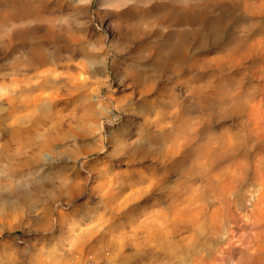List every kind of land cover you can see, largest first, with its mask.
Returning <instances> with one entry per match:
<instances>
[{
  "label": "rangeland",
  "instance_id": "374dc122",
  "mask_svg": "<svg viewBox=\"0 0 264 264\" xmlns=\"http://www.w3.org/2000/svg\"><path fill=\"white\" fill-rule=\"evenodd\" d=\"M198 1L0 0V152H8L0 164V264H187L207 251L213 240L204 234L178 241L170 254L146 227L160 224V212L199 183L185 181L180 168L165 173L141 141L203 119L208 129L200 132L243 133L247 116L228 115L240 98L259 102L264 117V32L256 30L264 28V11H243L233 0L225 21L223 0ZM190 8L198 11L193 22L184 18ZM211 18L212 29L225 28L223 40L236 34L263 42L235 59L205 30ZM209 79L214 88H196ZM28 80L36 95L30 105ZM200 98L211 100L209 114ZM28 112L34 180L25 175L22 184L7 163ZM61 185L62 199L51 201Z\"/></svg>",
  "mask_w": 264,
  "mask_h": 264
},
{
  "label": "bare ground",
  "instance_id": "6f19581e",
  "mask_svg": "<svg viewBox=\"0 0 264 264\" xmlns=\"http://www.w3.org/2000/svg\"><path fill=\"white\" fill-rule=\"evenodd\" d=\"M231 1L233 0L219 1L224 5V12L226 14L225 21L230 20ZM235 1L239 2L238 7L241 5L243 11L255 13L256 15L257 13L262 14L264 11V0ZM198 2L197 0V3ZM210 2L213 3L214 1ZM212 3L211 5H213ZM187 5L190 6V4ZM195 6L197 5L195 4ZM216 10L214 9V11ZM199 11H201V9ZM211 12L212 11H210V13ZM197 15L198 11L190 8L184 18L188 17L191 21H194V19H197ZM258 15L261 16L260 14ZM253 16L251 18H253ZM211 20L212 18L209 22H203L205 30L208 29L214 43H220L221 46L225 44V47L222 48L232 52V56L235 59L257 52L258 45L262 40H254L250 43H245L244 38L237 37L236 34L234 35L232 33L228 39L223 40V36L221 35L225 28L212 29L210 26V23H212ZM256 23L254 22L253 24ZM223 25L225 24L223 23ZM262 27L261 25V27H257L256 29L260 31V34L264 32V28ZM248 32L250 31L248 30ZM193 33L196 36L200 34V31L194 30ZM171 60H167L164 63H166L168 68L177 71L179 67H176ZM221 61V57L216 59L218 65H220ZM180 64H183L182 61ZM197 64L195 63L191 65V67L197 70L201 67V65ZM234 65L236 64L234 63ZM212 83L210 79L209 81L204 80V83L196 88H199L201 91L207 87L214 88ZM29 84L31 85L26 88L25 97V101L27 99V105H30L33 97L36 96L35 94L32 96L31 92L34 89L30 81ZM200 99L205 108L204 113L209 114L211 109L210 106L213 105L211 100H205V98ZM218 101L221 103L222 98L219 97ZM232 105V110L228 112V115L231 113L243 114L248 118L247 128L243 133L225 135L206 131L200 132L198 129H208V121L203 119L201 121L204 122H202L200 126L193 124L189 130H187L186 126L180 124L172 133H157V135L151 137L149 141L146 140L144 136L143 141H141L142 152L147 153L151 149L157 152L154 153V155H156V159L161 164H164L165 173L180 168L182 171L184 170L185 181H190V183L193 184L196 182L199 183L195 188L188 185L187 188L192 191H190L183 200L177 203H171L167 206L169 210L165 209L160 212V224L158 221L153 220L148 221V225L146 224L149 230H157V234L154 236L159 241L158 243L163 251H170V254H174V248L178 245V241L182 242L185 240L184 238L194 239V241H196L200 239L202 235L207 234L208 237L213 240L211 244H209V248L208 246L205 247L207 251L204 253L197 252L198 254L191 255L187 264H264V255H262V253H264V117L259 111L261 106L260 103L253 102L252 98L237 99ZM32 129L31 113L28 112L26 129L17 130L14 137L15 139H13L16 145L13 147L12 155L10 154L12 156L11 161L7 163L10 170L20 177V183L22 184H25V175H29L30 178L28 179L30 181L34 180V177H31V175L34 173L32 159L35 155L34 149L36 146ZM166 142L168 145L162 148L161 145ZM5 153L8 154V152L5 151H3V154L0 152V164H2L1 162L4 160L3 155H5ZM23 162H25L26 171L21 170V167L23 168ZM222 162H225L224 165L217 166ZM148 167L150 166L148 165ZM149 173L148 183L151 184L153 172L150 171ZM19 177L17 179H19ZM62 185L66 184L63 183ZM62 185L57 187L56 191L49 195L51 201L59 202L62 199L64 194V187ZM179 204H183L182 207H178ZM41 210V212L49 215L48 213L50 210L48 208H42ZM181 226L188 229L186 235L179 234ZM242 227H245V230H242ZM177 235L180 236L178 237ZM175 236H177V238H174ZM75 247L77 249L81 248L78 245ZM50 256L49 258L53 259V256Z\"/></svg>",
  "mask_w": 264,
  "mask_h": 264
}]
</instances>
